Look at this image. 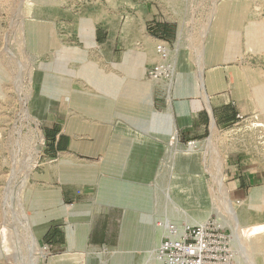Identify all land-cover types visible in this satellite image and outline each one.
I'll return each mask as SVG.
<instances>
[{
    "label": "crops",
    "instance_id": "1",
    "mask_svg": "<svg viewBox=\"0 0 264 264\" xmlns=\"http://www.w3.org/2000/svg\"><path fill=\"white\" fill-rule=\"evenodd\" d=\"M122 18L118 26L114 18L98 9L80 12L76 26L65 32L74 36V48L43 60L33 76L30 111L44 133L47 165L41 177L46 186L28 211L40 242L58 254L65 251L58 259L71 261L67 264H76L72 261L90 246L135 245L130 250H138L147 248L144 241L151 239L152 246H157L154 214L149 212L153 214L150 223L146 218L142 225L135 221L138 209H132V216L122 222V208L109 195L110 184L116 177H127L135 179L129 186H138L136 179L145 174L137 169L144 170L149 154L159 156L158 146L169 134V139H177V132L184 141L202 140L209 135L212 121L224 128L264 109V75L255 61L240 59L242 48L256 49L260 36L254 24L246 21V12L218 6L206 41L203 83L182 57L167 99L169 105L162 86L145 90L148 118L159 124L158 135L163 139L151 137L144 126L137 130L136 138L123 137L125 129L114 125L115 121L113 127L103 126L100 116L106 108L97 99L110 97V89L118 90L123 82L146 86V71L158 60L155 43L163 40L172 46L177 34L171 20H163L153 10ZM88 82L93 87L97 83L103 86L97 92L74 89ZM84 98L92 101H82ZM107 106L112 107L109 102ZM137 146L140 148L135 151ZM147 160L152 161L150 157ZM228 173L226 182L233 201L260 198L264 170L239 160Z\"/></svg>",
    "mask_w": 264,
    "mask_h": 264
},
{
    "label": "rangeland",
    "instance_id": "2",
    "mask_svg": "<svg viewBox=\"0 0 264 264\" xmlns=\"http://www.w3.org/2000/svg\"><path fill=\"white\" fill-rule=\"evenodd\" d=\"M218 6L246 12V21L254 24L260 36L256 49L246 45L241 50L240 59L255 61L258 71L264 75V0H0V264H49L53 258L65 253L58 254L50 249L49 255L43 259L42 256H33L22 233L29 241L26 222L32 217L28 210L46 186L41 181L47 165L43 151L45 141L38 148L34 125L38 126L43 137L44 133L38 119L30 111L33 76L43 60L53 59L56 53L74 48V36L65 32L68 29L71 32L76 26L75 17L94 8L114 18L118 26L124 15L137 17L152 10L163 20H171L177 34L171 46L172 74L168 86L147 78L143 81L146 86L139 82H123L118 90L110 89L113 94L110 97L97 99L104 102L106 110L110 109L108 102L112 106L100 116L103 126L124 128L125 138L138 137L137 130L144 126L151 137L159 141L163 139L158 135L161 128L148 118L144 95L152 86H162L165 92L170 89L171 97L174 77L183 64L182 57L192 71L195 69L200 84L203 83L206 41ZM88 84L74 89L97 92L103 86L100 83L96 87ZM104 84L110 86L109 83ZM137 92H140L138 97ZM106 94L110 93L106 91ZM84 100L87 102L90 99ZM106 112L109 114H104ZM112 121H115L114 125ZM216 127L218 134L214 136V147L200 144L198 150H201L192 163L187 161L185 154L176 153L168 147L169 134L167 141L158 146L159 156H140L146 157L147 163L143 164L144 170L137 169L145 174L141 180L136 179L138 186L128 185L135 182L133 178L116 177L118 180L114 179V183L110 184L112 194L109 195L122 208V222L130 218L136 211L134 209H138L135 221L142 225L146 223V218L150 223L151 215L161 213L174 218L186 216L187 220L210 219L222 224L224 230L234 233L240 264H264V188L256 201L236 202L229 197L232 202L228 205L219 195L217 185L213 184L220 160L226 163L223 179L226 185L228 172L239 160L251 162L264 170V109L258 108L252 116L242 117L228 127ZM188 142L178 138V146L182 149H188ZM139 148L133 149L138 151ZM149 157L151 162L147 160ZM129 237L132 240V236ZM151 240L144 241L147 248L139 246L138 250H130L135 248L132 244L131 248L127 245L125 248L122 245L105 248L90 246L86 250L94 255L76 264H112L113 258L122 259L128 251L130 254L126 261L120 264H150L153 261L147 253L153 247ZM111 254L115 256L108 260Z\"/></svg>",
    "mask_w": 264,
    "mask_h": 264
},
{
    "label": "built area",
    "instance_id": "3",
    "mask_svg": "<svg viewBox=\"0 0 264 264\" xmlns=\"http://www.w3.org/2000/svg\"><path fill=\"white\" fill-rule=\"evenodd\" d=\"M154 50L158 60L147 69L146 77L156 83L167 82L172 70L171 46L157 40ZM154 230L158 244L150 264H240V254L230 233L210 219L191 224L166 214H155ZM43 248L50 251L48 244Z\"/></svg>",
    "mask_w": 264,
    "mask_h": 264
},
{
    "label": "bare ground",
    "instance_id": "4",
    "mask_svg": "<svg viewBox=\"0 0 264 264\" xmlns=\"http://www.w3.org/2000/svg\"><path fill=\"white\" fill-rule=\"evenodd\" d=\"M210 15V14H209ZM199 53V52H198ZM171 54V53H170ZM171 74H172V70L170 71V76H171ZM170 80H171V77H170V79H168V81L167 82H165V81H161V82H164L167 86H168V84H169V82H170ZM22 92V91H21ZM29 94V93H28ZM24 96V95H23ZM168 97H169V93L166 91L165 92V99H166V103H167V105H169V102H168ZM22 105V104H21ZM24 112H25V110H24ZM28 117V116H27ZM38 124V123H37ZM34 127L36 128V135H37V142H38V148H39V146H42V145H44V137H43V134H42V132H41V130H39L38 129V126L37 125H34ZM216 134H218V129H217V127H216V125H215V123L212 121L211 122V125H210V133H209V136L207 137V138H205V139H203V140H201V141H197V140H193V141H190L189 143H187V147H188V149H182V148H180L179 146H178V134H177V132H176V136H177V139L175 138V137H172L171 139H169L168 140V142H167V145H168V147L169 148H171L172 149V151H175L176 153H181V154H185V158H187L188 160L187 161H189V162H194L195 161V159H196V153L198 152V151H200V150H198V147L200 146V144H205L206 145V147L207 148H213L214 147V141L216 140V138L214 137V136H216ZM214 137V138H213ZM215 139V140H214ZM218 139V138H217ZM214 142V143H213ZM201 147H202V145H201ZM205 147V146H204ZM200 148V147H199ZM206 149V148H205ZM187 150V151H186ZM174 152V153H175ZM202 154H204V152L202 153ZM221 159V158H220ZM205 161V160H204ZM217 166V165H216ZM212 167V166H211ZM219 167V169L217 170V171H215L216 173V177H215V179L214 178H212V179H214L215 180V182L213 183V184H215V185H217L216 186V188H217V190H218V192H219V195L227 202V204L228 205H230L231 204V199L229 200L228 198L230 197L229 196V191H228V188H227V185L224 183V175H225V172H226V163H225V161H223V160H220V165L218 166ZM211 177V176H210ZM212 179H210V180H212ZM212 182V181H211ZM212 186V185H211ZM211 189V188H210ZM169 191V190H168ZM167 191V192H168ZM166 193V192H165ZM169 193V192H168ZM210 193V192H209ZM257 194V193H256ZM165 197V196H164ZM166 197H167V195H166ZM168 200V199H167ZM171 201V203H172V200H170ZM169 203V202H168ZM21 206V205H20ZM22 210H23V208H22ZM22 212V211H21ZM26 212V211H25ZM22 213H24V211L22 212ZM183 214V213H182ZM22 215V214H21ZM186 215V214H185ZM24 216L25 217H27L25 214H24ZM185 218H186V216H185ZM184 217L182 218L181 216L180 217H178V219H180V220H182L183 222H188V223H191V224H202V223H204L206 220H187V218L185 219ZM28 219V218H27ZM19 220H20V218H19ZM26 221V220H25ZM20 222V221H19ZM21 223V222H20ZM27 228L28 229H26L27 230V234H28V237H29V241H28V239H27V237L26 236H24V234L22 233V237H23V239H24V241L27 243V245H28V248H29V250H30V252H31V254L33 255V256H42L41 258L43 259V258H45L46 256H48L49 255V252L48 251H46L44 248H43V245L41 244V242H40V239H39V237L37 236V234L33 231V226H32V222H31V219H29L27 222ZM22 225H23V223H22ZM26 226V225H25ZM223 225L221 224V227H222ZM23 227V226H22ZM23 229V228H22ZM229 229L231 230V228L229 227ZM24 231H25V229H24ZM231 237L233 238V241H234V244H235V239H234V233L231 231ZM157 239V238H156ZM31 242V243H30ZM158 243V242H157ZM233 244V245H234ZM156 245L154 246V247H152L150 250H149V252L147 253L148 254V257L149 258H151L152 259V261H153V258H154V251H155V249H156ZM34 250L36 251V254L37 255H35V252H34ZM126 253H128V255L130 254V252L128 251V252H126ZM123 254H124V252H123ZM91 255H94V253H91V252H83V253H81L80 254V258L78 259V257H76L75 259H74V261H72V262H78V261H81L82 259H87L89 256H91ZM128 255H126L125 257H123L122 259H112V264L114 263V264H120V262H124V261H126V259H127V257H128ZM115 255H113V254H111L110 256H109V258H108V260H110L112 257H114ZM117 258V257H116ZM71 261H69V260H67V259H65V258H61V259H53L52 260V262L51 263H49V264H67V263H70Z\"/></svg>",
    "mask_w": 264,
    "mask_h": 264
}]
</instances>
